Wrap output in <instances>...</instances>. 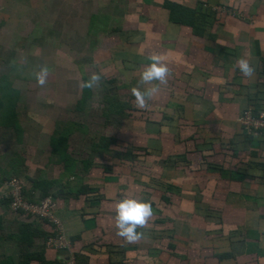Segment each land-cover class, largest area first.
Instances as JSON below:
<instances>
[{
  "label": "crops",
  "instance_id": "1",
  "mask_svg": "<svg viewBox=\"0 0 264 264\" xmlns=\"http://www.w3.org/2000/svg\"><path fill=\"white\" fill-rule=\"evenodd\" d=\"M130 2L142 12L131 17L136 26L128 29L140 33L134 40L105 37L121 48L112 47L105 55L100 48L92 55H98L104 73L128 83L125 98H136L129 90L137 78L145 86L142 93L155 89L145 98L149 111L139 107L138 117L146 121L154 112L158 116L151 117L159 122L150 120L136 130L133 154L130 145L121 154L126 159L116 152L111 165L96 163L77 175L63 170L59 183L66 193L57 199V215L78 264H264V137L246 136L238 123L248 108L264 109V0ZM166 2L192 9L203 4L212 28L196 37L190 28L172 23ZM152 55L169 68L165 82L141 79ZM241 58L249 61L250 75L241 71ZM133 159L147 165L120 166ZM57 164L51 161L47 167ZM0 191L9 193V184L1 183ZM123 198L148 201L153 210L137 226L141 235L135 241L115 227L116 203ZM4 216L3 225L9 227L11 220L30 222L13 211ZM33 222L27 225L36 235L31 252L37 255L50 229ZM43 250L49 263L63 264L59 258L67 256Z\"/></svg>",
  "mask_w": 264,
  "mask_h": 264
},
{
  "label": "rangeland",
  "instance_id": "2",
  "mask_svg": "<svg viewBox=\"0 0 264 264\" xmlns=\"http://www.w3.org/2000/svg\"><path fill=\"white\" fill-rule=\"evenodd\" d=\"M141 12V7H133L130 0H0V81L20 92L17 97H10L17 99L14 119L10 110L0 114L1 183L15 176L25 194L37 197L36 183L62 178L63 162L47 167L51 161H64L63 156L53 154L50 145L57 135H61L56 140L57 148L70 156L65 161L74 170L75 166L84 169L96 163L111 165L117 161L116 152L120 159L127 158L121 154H126L128 145L132 147L135 143L131 140L136 130L145 128L158 114L153 112L146 121V116L140 119L138 114L142 112L137 98H125L123 94L126 90L123 86L128 83L122 77L118 79V75L104 73L95 60L98 55H92V51L103 48L105 55L112 47L121 48L114 39L105 37L126 35L134 40L140 30L128 28L136 26L131 17L137 19ZM118 20L123 21L117 25ZM111 26L114 28L110 29ZM123 28H127L125 33ZM93 74L99 80L90 83ZM84 80L90 83V98L77 110L87 82ZM134 84L129 90L133 94L134 90L142 92V87L145 88L140 78ZM143 107L148 110L146 104ZM154 125L149 127L154 129ZM126 137L130 138L129 144ZM143 141L144 138L139 140ZM134 162L133 159V164L126 162L120 166L147 165ZM8 196L9 193L0 191V264L8 259L13 260L8 264H23L28 260L25 256L33 252L17 249V241L6 236L5 231L13 235L26 220L8 221L10 227L3 225L4 215L12 213L6 205ZM64 257L59 260L65 262ZM43 261L54 264L44 256Z\"/></svg>",
  "mask_w": 264,
  "mask_h": 264
},
{
  "label": "trees",
  "instance_id": "3",
  "mask_svg": "<svg viewBox=\"0 0 264 264\" xmlns=\"http://www.w3.org/2000/svg\"><path fill=\"white\" fill-rule=\"evenodd\" d=\"M202 5L199 9H192V8H189V7L177 4V3L166 2L165 8L168 9V11H169V18L172 21V23L183 26V27L190 28L192 33L196 37H204L207 30L212 28L213 24L210 21L211 19L209 20L208 14L202 10ZM203 7H205V6L203 5ZM228 13H230V12H228ZM84 81L86 82L87 80H84ZM89 85H90V83L87 81L85 83V86H84L83 96H82L81 100L78 101V103H77V106H78V107H76L77 110H81L80 107H83L84 104L90 98L91 88ZM9 87H11V85L7 84L5 86L4 80L0 81V114L3 111L10 110L12 112L11 118L14 119V117L16 116L15 106H16V100L17 99L10 98V97H11V95H15L17 97L20 94V92L14 88H9ZM60 137H61V135H60ZM248 137H253V136H248ZM261 137H264V135H262ZM50 144L53 146V154L60 155V156L64 157V161L59 160V163L63 162L64 168H65L64 170L66 171V173L72 174V175L73 174L77 175V170H80V168L78 169L74 165L75 166V170H74V169H72V164L70 165L67 163V161H65V160L69 159L70 156H66L63 152L58 150V148H57L58 143H56L55 139H51ZM21 166H24V162L21 163ZM86 169H88V167H86ZM59 182H60L59 180H42L41 182L36 183V185L34 187L36 189H38V190H35L37 197L35 195H34V197H32V196L28 195L27 193L25 194V188H24L25 198L30 202H37V201L44 200L47 197H51L57 203V199L60 197H64V193H66V192H64V189L66 186L62 188ZM83 190L86 191L87 189L83 188ZM68 191L71 192L72 190L69 188ZM80 191H81V189H80ZM8 198H9V200H6L7 201L6 205H7V207L9 205V208H11L10 207L11 198L10 197H8ZM33 221H37L38 223L43 222L44 224L49 225L50 232H49L48 238L45 237V239H44L45 245L41 247V252L37 255L31 253L30 255L25 256V259H28V260H26L27 262H25L23 264H31L32 261L38 262L40 264H44V261H43L44 250H43V248L44 247L46 248V241L50 237H52V233H51L52 230L50 228L51 225L47 221L30 220V222H27V223L22 222L21 226L17 228V232L13 233V235H11L9 237H11L13 239L15 238V240L17 241L16 244L17 245L19 244V247H21V250L23 248H25L28 251L29 249H31V247L33 245L32 242H35V236L36 235H34L35 233H33V234L29 233L30 232L29 228L32 229V227H29V225H27V224H33L34 223ZM35 230L37 231L38 229L35 228ZM37 235L39 237V234H37ZM8 262H12V261L9 260ZM8 262H6L5 264H8ZM58 264H62V263L59 262Z\"/></svg>",
  "mask_w": 264,
  "mask_h": 264
},
{
  "label": "built area",
  "instance_id": "4",
  "mask_svg": "<svg viewBox=\"0 0 264 264\" xmlns=\"http://www.w3.org/2000/svg\"><path fill=\"white\" fill-rule=\"evenodd\" d=\"M239 123L248 136L261 137L264 135V109L255 112L253 108H248L239 118ZM8 184L11 210L28 220L47 221L52 230V237L46 241L47 250L67 254V259L63 264H78L73 243L67 238L61 219L57 215L56 201L47 197L41 201L30 202L25 198L24 187L17 178L11 179L7 182Z\"/></svg>",
  "mask_w": 264,
  "mask_h": 264
},
{
  "label": "clouds",
  "instance_id": "5",
  "mask_svg": "<svg viewBox=\"0 0 264 264\" xmlns=\"http://www.w3.org/2000/svg\"><path fill=\"white\" fill-rule=\"evenodd\" d=\"M151 60L152 63L149 66H147L145 70L141 73V79L145 82H149L153 80H159L160 82H165L167 74L169 72V68L167 67L166 64H164L161 61L159 55H152ZM238 64L241 71L245 75H250L251 72L253 71L247 59L241 58L238 61ZM98 80H99V76L93 74L90 83H94ZM40 82L43 83L42 78ZM154 91L155 89H152L142 93L138 90H134V95L137 98V103L143 106L145 104V98L146 97L150 98ZM238 123H239V119H238ZM152 212L153 210L151 204L148 201L142 199H136V198L120 199L116 203V215H115V227L117 229L118 234L126 238L128 241L137 240L141 235L139 232L136 231L137 226H143L151 217Z\"/></svg>",
  "mask_w": 264,
  "mask_h": 264
}]
</instances>
